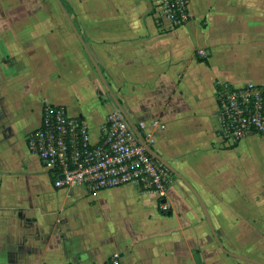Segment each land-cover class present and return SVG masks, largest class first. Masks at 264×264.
Listing matches in <instances>:
<instances>
[{
  "label": "crops",
  "instance_id": "0c3cea01",
  "mask_svg": "<svg viewBox=\"0 0 264 264\" xmlns=\"http://www.w3.org/2000/svg\"><path fill=\"white\" fill-rule=\"evenodd\" d=\"M60 1L76 30L57 0H0V264H252L220 248L173 173L163 197L56 187L27 141L46 104L95 142L122 110L223 245L264 261V135L223 143L217 110L218 86L264 84V0H190L170 31L153 0Z\"/></svg>",
  "mask_w": 264,
  "mask_h": 264
},
{
  "label": "built area",
  "instance_id": "2783aa9c",
  "mask_svg": "<svg viewBox=\"0 0 264 264\" xmlns=\"http://www.w3.org/2000/svg\"><path fill=\"white\" fill-rule=\"evenodd\" d=\"M189 4L190 0H153L152 9L161 27L170 31L190 19ZM199 54L207 57L205 50ZM217 99L223 143L235 145L251 132L264 135V84L221 86ZM27 141L59 188L83 187L96 193L136 184L163 197L172 181V172L147 152L118 109L107 116L95 142L85 120L69 115L64 106L46 104L41 125ZM161 207L168 209L166 203Z\"/></svg>",
  "mask_w": 264,
  "mask_h": 264
},
{
  "label": "water",
  "instance_id": "95a60500",
  "mask_svg": "<svg viewBox=\"0 0 264 264\" xmlns=\"http://www.w3.org/2000/svg\"><path fill=\"white\" fill-rule=\"evenodd\" d=\"M59 2V5L60 7L62 8L63 12L65 13V15L67 16V18L69 19V22L71 23L72 27L75 29V26L73 25V22L66 10V8L64 7V5L61 3L60 0H57ZM76 30V29H75ZM96 68L98 70V72L102 75V69L99 68L97 65H96ZM122 111V110H121ZM126 118V117H125ZM132 128V127H131ZM135 134H137V138L139 140V142L146 148L147 152L152 155L154 158H156L157 160H159L164 166H166L173 174H175V176L179 177L180 179H182L187 185L188 187L192 190V192L196 195V197L198 198V200L200 201L203 209H204V213H205V216L207 218V221L210 225V228H211V231L214 235V238L216 240V242L218 243V245L220 246V248L225 252L227 253L228 255L234 257V258H237V259H240L242 261H245V262H249V263H252V264H264V261H261V260H258V259H255V258H252V257H248V256H245V255H242V254H237V253H233L231 251H229L222 243L221 239L219 238L216 230L214 229L213 227V224L210 220V216H209V213H208V209L206 207V204L204 203L203 199L200 197V195L198 194V192L193 188V186L180 174L178 173L167 161H165V159H163L161 156H159L151 147L150 145H148L143 139L142 137L139 135L138 132H135Z\"/></svg>",
  "mask_w": 264,
  "mask_h": 264
},
{
  "label": "trees",
  "instance_id": "16d2710c",
  "mask_svg": "<svg viewBox=\"0 0 264 264\" xmlns=\"http://www.w3.org/2000/svg\"><path fill=\"white\" fill-rule=\"evenodd\" d=\"M221 86H218V89H220Z\"/></svg>",
  "mask_w": 264,
  "mask_h": 264
}]
</instances>
